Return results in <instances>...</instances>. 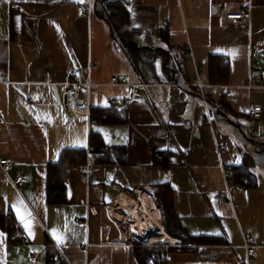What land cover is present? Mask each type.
Masks as SVG:
<instances>
[{
    "label": "crops",
    "instance_id": "crops-1",
    "mask_svg": "<svg viewBox=\"0 0 264 264\" xmlns=\"http://www.w3.org/2000/svg\"><path fill=\"white\" fill-rule=\"evenodd\" d=\"M103 1L84 16L79 0H0V160L12 164L8 175L0 168V217L21 223L28 238L12 242L7 221L0 224V264H64L56 246L69 264H140L126 241L129 229L109 211L120 200L144 206L147 196L161 220L153 212L142 224L166 232L153 195L158 186L173 191L187 242L166 233L160 242L181 244L164 245L154 264H264V0H120L129 16L121 32L136 31L139 61L115 36ZM242 10L251 20L232 25L227 14ZM255 48L263 50L258 57ZM187 52L191 60H177ZM212 59L227 62L224 81L212 79ZM152 65L143 81L141 70ZM198 67L207 83L203 95L190 87ZM73 69L90 113L114 108L126 123L101 125L66 109L64 86ZM256 107L259 119L252 117ZM92 133L124 148V163H96L88 184L81 166H70L66 204L49 205V164L66 149H88ZM244 154L254 161L255 186L229 193L226 171L240 166ZM21 201L29 230L17 216ZM248 237L257 245L249 259Z\"/></svg>",
    "mask_w": 264,
    "mask_h": 264
},
{
    "label": "trees",
    "instance_id": "trees-1",
    "mask_svg": "<svg viewBox=\"0 0 264 264\" xmlns=\"http://www.w3.org/2000/svg\"><path fill=\"white\" fill-rule=\"evenodd\" d=\"M104 14L110 21L113 22L114 34L118 40L126 48L129 57L132 60L140 58L141 49L132 42V36L135 35L136 31H131L130 34H123L121 28L127 26L129 22V16L127 6L120 0L116 2H110L104 0L102 3ZM164 38H166L164 32ZM164 60L167 59L165 54L161 53ZM164 55V56H163ZM157 58V54L153 57V60ZM154 64V63H153ZM153 67V65H152ZM148 70H141L142 74L146 78L147 75H151L154 72L153 68H147ZM211 72L212 79L218 80L219 82L224 81V78L228 75V64L223 59L218 61L212 59L211 61ZM151 73V74H150ZM155 80H159L155 77ZM146 81L149 79L146 78ZM91 119L94 123L101 125H115L126 123L127 117L125 113L119 112L114 108L107 110H96L92 112ZM164 158H167V154H161ZM123 158L119 160V158ZM126 157V150L124 148H112L110 147L103 136L98 133H92L89 139L88 149H66L64 150L58 162L49 164L48 166V185H47V202L49 205H63L67 202L66 197V179L68 168L72 165L82 166L89 161L91 164L101 163L104 165H112L115 163H124ZM160 154L155 157V162L160 164ZM166 166V163L162 164ZM254 166L253 159L248 155H243V162L240 166L232 167L233 178L236 181H240L241 178H245L244 188L255 186V178L251 173V168ZM154 199L158 207L161 209L166 233L173 238H180L185 244L186 238L183 236V230L179 224V220L175 214L174 202H173V191L169 186H158L153 192ZM8 224V231L10 240L13 242L12 229L10 227V217L5 219L3 216L0 217V224L5 228V224ZM134 252L140 264H154L162 261L164 254L160 251L164 250V245H152L148 246L141 242H135L133 244ZM52 256H48L49 263H51Z\"/></svg>",
    "mask_w": 264,
    "mask_h": 264
},
{
    "label": "built area",
    "instance_id": "built-area-1",
    "mask_svg": "<svg viewBox=\"0 0 264 264\" xmlns=\"http://www.w3.org/2000/svg\"><path fill=\"white\" fill-rule=\"evenodd\" d=\"M95 0H83L81 2L82 5V14L84 16H89L92 12L93 5H94ZM227 20L232 24V25H238L240 23H247L251 20V14L248 10H242L239 12H233L229 13L226 16ZM262 49L260 48H255L254 49V57H258L262 53ZM191 54L190 52H187L186 55L184 54H179L177 56V60L185 63L188 60H191ZM204 74V70L200 67L196 69V76L191 80L190 87L198 94L204 93L205 88L207 87V83L203 81L202 75ZM77 76V70L73 69L71 72V80L65 84V107L69 112L75 113V114H80V115H86L90 116V108L84 99H82V91L84 88V85L75 81ZM252 85H256L255 82H252ZM144 86L143 83L139 85L138 87H134L131 90L130 98L135 99L138 93L140 92V87ZM262 86H264V81L262 82ZM261 116V107H256L253 109L252 117L254 119H259ZM0 168L4 172L5 175H8L9 172L12 170V164L8 160H0ZM81 170V181L84 184H88L89 181L94 177V166L91 164L89 161L85 165H82L80 167ZM22 181V178H17L15 181H11L15 187H17ZM245 178H241L240 181H236L235 178L232 176V172L230 170L226 171V190L227 192H232L235 190L241 191L244 190V183H245ZM221 199H225V196L220 195ZM130 200V205L132 203H135L134 200ZM138 202V201H137ZM140 204V202H139ZM143 205L138 207V210L143 213L142 209ZM110 214L117 219L114 214L111 212L110 209ZM10 227L13 235V240L17 244H25L28 242V238L23 231L21 227V223H18L14 221L13 219L10 218ZM125 234V231H124ZM128 242H141L144 243L148 246L152 245H157L158 243H153L152 241H147V240H139L130 236H126ZM181 244V241H175V242H170L168 244L169 247H176ZM246 249V254L247 258H253L256 255V250H257V245L255 242V239L253 237H248L245 241L244 245ZM61 258L64 261V264H69V262L66 260L64 254H63V248L56 246ZM32 263H37V257L33 256L31 258Z\"/></svg>",
    "mask_w": 264,
    "mask_h": 264
},
{
    "label": "bare ground",
    "instance_id": "bare-ground-1",
    "mask_svg": "<svg viewBox=\"0 0 264 264\" xmlns=\"http://www.w3.org/2000/svg\"><path fill=\"white\" fill-rule=\"evenodd\" d=\"M141 199L143 200L144 204V206L142 207L144 215L141 214V211L138 210V207H140L138 204L132 203L130 205V200H128L129 202H127V200H120V202L118 201L116 205L113 206L111 212L117 218L119 223L127 226V228L129 229L130 237L139 240L152 241L153 243H158L161 240H166L168 238V235H166V232L163 228L152 229L151 222L142 224V219L148 220L150 218L153 220V218L155 217L154 213H156V216L159 218V220H161V214L153 204V206L150 204L149 197L142 196ZM121 203L123 206L120 205ZM151 207L153 208L151 209ZM135 217L137 218V221L134 223L138 226L139 229L133 224L132 218Z\"/></svg>",
    "mask_w": 264,
    "mask_h": 264
},
{
    "label": "snow or ice",
    "instance_id": "snow-or-ice-1",
    "mask_svg": "<svg viewBox=\"0 0 264 264\" xmlns=\"http://www.w3.org/2000/svg\"><path fill=\"white\" fill-rule=\"evenodd\" d=\"M79 2H83V0H79ZM16 207V206H14ZM16 212H17V216L18 218L21 220V222L23 223V226L26 230H29L30 228V221L26 220L25 217L30 216V213L27 212L26 209H23V202H20V207H16ZM53 236L54 238L57 239L58 242H62V236L58 235L56 230L53 229L52 230ZM2 235V234H0ZM29 235H32L31 231H29Z\"/></svg>",
    "mask_w": 264,
    "mask_h": 264
},
{
    "label": "rangeland",
    "instance_id": "rangeland-1",
    "mask_svg": "<svg viewBox=\"0 0 264 264\" xmlns=\"http://www.w3.org/2000/svg\"><path fill=\"white\" fill-rule=\"evenodd\" d=\"M140 76H141L143 81H146V78L149 79L151 77V75H147L146 78H145L144 75L142 74V72H140ZM167 244L168 243H164V241H163V242H158L157 245H167Z\"/></svg>",
    "mask_w": 264,
    "mask_h": 264
},
{
    "label": "water",
    "instance_id": "water-1",
    "mask_svg": "<svg viewBox=\"0 0 264 264\" xmlns=\"http://www.w3.org/2000/svg\"><path fill=\"white\" fill-rule=\"evenodd\" d=\"M108 1H110V2H116L117 0H108ZM221 114H222V113H221ZM222 116L225 117V118H227L224 114H222ZM227 119H228V122H229L232 126L236 127V124H235L234 122H232L229 118H227Z\"/></svg>",
    "mask_w": 264,
    "mask_h": 264
}]
</instances>
